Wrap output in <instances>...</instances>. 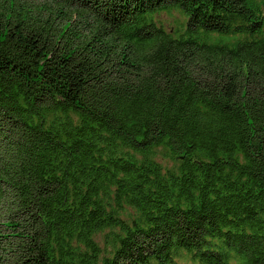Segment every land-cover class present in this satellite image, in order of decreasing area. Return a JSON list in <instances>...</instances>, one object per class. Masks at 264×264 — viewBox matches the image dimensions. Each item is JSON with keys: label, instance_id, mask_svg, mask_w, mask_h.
<instances>
[{"label": "trees", "instance_id": "16d2710c", "mask_svg": "<svg viewBox=\"0 0 264 264\" xmlns=\"http://www.w3.org/2000/svg\"><path fill=\"white\" fill-rule=\"evenodd\" d=\"M0 264H264V0H0Z\"/></svg>", "mask_w": 264, "mask_h": 264}]
</instances>
